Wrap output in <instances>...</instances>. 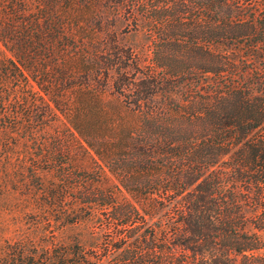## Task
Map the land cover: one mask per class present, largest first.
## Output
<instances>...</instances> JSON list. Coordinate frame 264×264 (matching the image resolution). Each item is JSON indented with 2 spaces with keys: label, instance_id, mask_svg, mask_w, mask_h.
Masks as SVG:
<instances>
[{
  "label": "trees",
  "instance_id": "16d2710c",
  "mask_svg": "<svg viewBox=\"0 0 264 264\" xmlns=\"http://www.w3.org/2000/svg\"><path fill=\"white\" fill-rule=\"evenodd\" d=\"M0 146L65 214L0 264H255L264 0H0Z\"/></svg>",
  "mask_w": 264,
  "mask_h": 264
},
{
  "label": "rangeland",
  "instance_id": "374dc122",
  "mask_svg": "<svg viewBox=\"0 0 264 264\" xmlns=\"http://www.w3.org/2000/svg\"><path fill=\"white\" fill-rule=\"evenodd\" d=\"M17 153L22 155L15 157L22 158L27 153L35 152L34 147H16ZM5 152V149L0 146V155ZM7 163V159L0 156V172L3 169V163ZM89 166H93L92 159L86 162ZM22 162L19 160H13L12 165L9 166V174L12 179L7 177V182L0 183V252L5 246L6 242L26 241L29 239L36 243H44L45 245L53 246L60 244L61 238H65L63 235V225L65 214L64 206L62 207L61 198H52L51 201H47V195H43L40 198H33L28 192L31 190L39 189L37 183L31 186L26 183L21 184L18 174L23 169ZM27 174H29L27 170ZM19 179L18 182L15 179ZM32 183V180L30 178ZM51 202H56L55 205H51ZM61 207V208H60ZM73 228V226H71ZM69 235L71 238L76 231V228L71 229ZM260 237L264 239V231H258ZM52 246V247H53ZM256 263L264 264V248L256 251ZM238 261L243 263L242 255L238 254ZM242 261V262H241Z\"/></svg>",
  "mask_w": 264,
  "mask_h": 264
}]
</instances>
